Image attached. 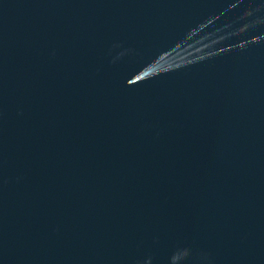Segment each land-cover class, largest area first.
Here are the masks:
<instances>
[{"label": "water", "instance_id": "obj_1", "mask_svg": "<svg viewBox=\"0 0 264 264\" xmlns=\"http://www.w3.org/2000/svg\"><path fill=\"white\" fill-rule=\"evenodd\" d=\"M0 264H264V0H0Z\"/></svg>", "mask_w": 264, "mask_h": 264}]
</instances>
